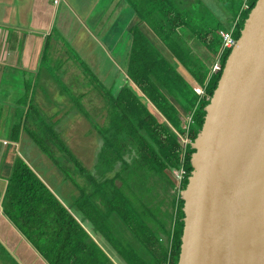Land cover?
I'll return each instance as SVG.
<instances>
[{
	"label": "trees",
	"instance_id": "obj_1",
	"mask_svg": "<svg viewBox=\"0 0 264 264\" xmlns=\"http://www.w3.org/2000/svg\"><path fill=\"white\" fill-rule=\"evenodd\" d=\"M219 1L221 16L205 0H130L138 18L130 83L118 93L102 87L110 109L97 127L96 169L59 140L55 127L44 122L31 130L78 188L66 201L24 160L12 168L5 215L48 264L179 263L192 145L232 52L222 33L238 40L257 3ZM54 148L65 160L51 154Z\"/></svg>",
	"mask_w": 264,
	"mask_h": 264
},
{
	"label": "crops",
	"instance_id": "obj_2",
	"mask_svg": "<svg viewBox=\"0 0 264 264\" xmlns=\"http://www.w3.org/2000/svg\"><path fill=\"white\" fill-rule=\"evenodd\" d=\"M125 1L0 0V264H48L5 215L4 198L12 168L17 160H24L48 184L63 177L55 164L52 171H45L48 175L41 173V163L47 165L49 158L31 135V130L37 129L34 123L46 119L75 144L73 127L82 118L77 117L72 99L63 89L70 91L72 83L63 91L48 83L49 68L56 59L62 55L68 64L72 62V55L63 58V47L73 45L80 52L85 63L91 64L89 76L93 73L95 83L103 88L118 93L130 83L131 28L138 18L130 1ZM71 64L76 67L77 63ZM17 81L23 91L14 87ZM48 91L58 101L55 110L50 108L55 102L48 100ZM96 95L98 100L103 97L100 92ZM100 145L97 138L93 142L95 155ZM104 244L108 249L110 245ZM4 258L9 261L3 263Z\"/></svg>",
	"mask_w": 264,
	"mask_h": 264
},
{
	"label": "water",
	"instance_id": "obj_3",
	"mask_svg": "<svg viewBox=\"0 0 264 264\" xmlns=\"http://www.w3.org/2000/svg\"><path fill=\"white\" fill-rule=\"evenodd\" d=\"M193 143L178 264H264V0L226 62Z\"/></svg>",
	"mask_w": 264,
	"mask_h": 264
},
{
	"label": "rangeland",
	"instance_id": "obj_4",
	"mask_svg": "<svg viewBox=\"0 0 264 264\" xmlns=\"http://www.w3.org/2000/svg\"><path fill=\"white\" fill-rule=\"evenodd\" d=\"M122 1L123 3H126L125 0H122ZM206 1L212 7V11L215 14L219 16L225 14L223 10V5L220 1L218 0H206ZM149 34L151 35L152 39L156 43L159 44L158 42L159 40L155 37V35H153L151 32ZM70 47L71 46H68V45L67 47H63L62 49V52L64 53L63 58H65L66 55H69L70 57L72 55L73 58H72L71 63L73 62L77 63L76 67L75 65L72 66L71 63L68 64V62L63 60L61 58L62 56L61 55L60 59H56L55 63H53V65H51L49 68V71L51 72V74H48V78H49L48 83H51V84L55 83L56 86H59V89L61 91H63L64 89L65 93L69 94V95L66 94V96L67 97L69 96V100L72 99V103H70L72 104L71 107H74L73 109L75 110L77 117L79 114L80 117L82 118V120L77 121L73 127L75 144L74 142H72V144L68 142L61 134L59 136V140L60 141L63 140L64 142L67 141L74 155H76L79 159L82 158V155L84 154L83 157H85V160H82V161L84 162L86 167L92 170V169H96L95 165L97 162V155H98V154L95 155L94 149H93V142H97V138H98L97 127L105 125L106 123L105 118L109 113L110 106L103 99V97L100 100H98L97 98L96 92L97 93L100 92L101 94L103 85L95 83L96 80L94 79L95 77H93L94 76L93 73H91V77L89 76L91 69H92V68L91 69L89 68L91 64H88L87 62L85 63L84 58L73 45H72L73 48L72 47L70 48ZM67 64L69 66H67ZM73 67L76 69H73ZM20 82L21 81H17V82H14L13 84L16 89H18L19 91H23L24 86ZM69 83H72V84H70L68 87L70 91H67L63 87L66 86V84L68 85ZM97 85L100 86L101 90L98 87H96ZM104 85H106L105 82H104ZM95 88H96V91H95ZM105 89L109 90V88L108 89L105 88ZM121 89L119 91H121ZM48 94H49L48 100L55 102L54 106L50 108L55 110L59 106L58 101L54 97L51 96V91H48ZM47 109L48 108H45L46 111ZM35 115L39 116L41 115V112L40 113L35 112ZM44 120L46 122L39 121V122L34 123L36 124L34 126H36V128H40L41 126H43V123L45 122L44 123L45 125L53 126L56 128L53 122H50V121L48 122L46 119ZM49 136L47 137V141H50L52 138V136L50 137ZM84 145L87 147H85ZM51 154L55 158H59V160H63V159L65 160V156L63 155L62 151L58 152L54 148L52 149ZM47 158H49L48 164L44 166L43 164L44 162H42L41 165H43V167L42 168L39 166L38 167L41 169L42 174L48 175V172H45V171H52L53 170L52 164H55V163L52 161L49 155H47ZM49 168H51V170H49ZM91 170L90 172H92ZM56 171L61 172V170L58 167ZM71 173L72 175L78 177L79 170L74 167ZM61 174L63 175L64 179L63 177L57 176L56 180L54 178L53 180H50L49 182V178L47 176L46 178L48 179V182L51 184L53 189L56 190V192L59 193L66 201H69V199H72L75 195L78 196V188L75 185V183L72 182L73 183L72 184L69 180H67L66 176L63 173ZM53 176L55 177V175ZM2 261L3 263H6L9 261V259L4 258Z\"/></svg>",
	"mask_w": 264,
	"mask_h": 264
},
{
	"label": "built area",
	"instance_id": "obj_5",
	"mask_svg": "<svg viewBox=\"0 0 264 264\" xmlns=\"http://www.w3.org/2000/svg\"><path fill=\"white\" fill-rule=\"evenodd\" d=\"M223 37H224V40H225V46L227 48H231L233 49L235 47V45L237 44V40L234 38L233 36V33H226V32H223L222 33ZM197 91L199 93H204V91L200 88H197ZM184 173H181L178 177H179V180H182L183 176H184Z\"/></svg>",
	"mask_w": 264,
	"mask_h": 264
}]
</instances>
